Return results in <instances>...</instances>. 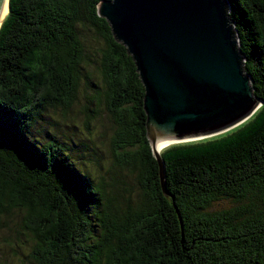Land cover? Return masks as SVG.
Here are the masks:
<instances>
[{
  "label": "trees",
  "instance_id": "trees-1",
  "mask_svg": "<svg viewBox=\"0 0 264 264\" xmlns=\"http://www.w3.org/2000/svg\"><path fill=\"white\" fill-rule=\"evenodd\" d=\"M99 2L9 0L0 26V214L22 213L36 264H264V0H228L259 107L225 132L165 146L166 193L145 136L144 87ZM83 30L103 43L100 84ZM81 85L90 92L85 127L101 102L118 124L113 161L136 174L137 200L118 179L75 171L55 134L29 136L47 109H70Z\"/></svg>",
  "mask_w": 264,
  "mask_h": 264
},
{
  "label": "water",
  "instance_id": "water-1",
  "mask_svg": "<svg viewBox=\"0 0 264 264\" xmlns=\"http://www.w3.org/2000/svg\"><path fill=\"white\" fill-rule=\"evenodd\" d=\"M4 4L0 0V20ZM229 11L228 0H100L97 5L113 39L132 56L144 87L145 136L164 193L156 145L225 132L258 105Z\"/></svg>",
  "mask_w": 264,
  "mask_h": 264
},
{
  "label": "rangeland",
  "instance_id": "rangeland-1",
  "mask_svg": "<svg viewBox=\"0 0 264 264\" xmlns=\"http://www.w3.org/2000/svg\"><path fill=\"white\" fill-rule=\"evenodd\" d=\"M82 34L89 52L88 69L93 82L100 84L98 62L103 43L91 31L83 30ZM89 93L87 86L81 85L77 102L70 109L49 108L44 111L36 125L37 131L35 134L32 131L29 136L43 141L42 138L46 136V133L55 134L68 142L75 171L86 170L96 178H103L107 182L118 179L119 183L130 191L128 194L132 199L137 200L140 189L136 174L131 170L123 169L113 161L114 150L111 147V141L118 124L114 122L112 114L103 102L98 107L97 118L93 121L90 119V127L88 129L85 127V122L88 120L85 111ZM164 147L157 148H161V151ZM223 205L225 203H219L217 207ZM21 220L22 213L19 211L0 214V264H36L30 257L32 238L21 227Z\"/></svg>",
  "mask_w": 264,
  "mask_h": 264
},
{
  "label": "bare ground",
  "instance_id": "bare-ground-1",
  "mask_svg": "<svg viewBox=\"0 0 264 264\" xmlns=\"http://www.w3.org/2000/svg\"><path fill=\"white\" fill-rule=\"evenodd\" d=\"M7 11H8V0H5V4H4L3 11H2L1 20L6 16ZM166 145H170V144H159V145H156L155 146V150L158 152V151H160L161 148H157V147L166 146Z\"/></svg>",
  "mask_w": 264,
  "mask_h": 264
}]
</instances>
